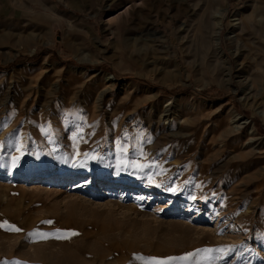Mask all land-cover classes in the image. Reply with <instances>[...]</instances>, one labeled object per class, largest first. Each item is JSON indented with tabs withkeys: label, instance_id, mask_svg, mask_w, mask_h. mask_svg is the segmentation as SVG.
Here are the masks:
<instances>
[{
	"label": "rangeland",
	"instance_id": "rangeland-1",
	"mask_svg": "<svg viewBox=\"0 0 264 264\" xmlns=\"http://www.w3.org/2000/svg\"><path fill=\"white\" fill-rule=\"evenodd\" d=\"M256 1L0 0V264H264Z\"/></svg>",
	"mask_w": 264,
	"mask_h": 264
},
{
	"label": "bare ground",
	"instance_id": "bare-ground-1",
	"mask_svg": "<svg viewBox=\"0 0 264 264\" xmlns=\"http://www.w3.org/2000/svg\"><path fill=\"white\" fill-rule=\"evenodd\" d=\"M236 20H237V18L232 19V21H236ZM241 21L244 25H246L247 23H250V28L253 29L254 31H257L259 36L264 41V2L263 1L257 0L256 3L254 5H252V7H251L250 16L244 17ZM216 25H217L218 29L215 30V32H214V35H215L214 38L216 40V45L218 47V45H219V30L221 27L220 19L217 20ZM239 25H240V22H232L231 23L232 31L230 32V35L227 36V40L229 43H234L236 41L237 34L234 32H235V29L239 27ZM223 62H224V60H223ZM106 76H108V75H106ZM164 112H168V110H165ZM51 178L49 180L53 181V182H57L58 180L61 179L59 176L58 177L56 176L52 179ZM53 182L51 184H53Z\"/></svg>",
	"mask_w": 264,
	"mask_h": 264
},
{
	"label": "snow or ice",
	"instance_id": "snow-or-ice-1",
	"mask_svg": "<svg viewBox=\"0 0 264 264\" xmlns=\"http://www.w3.org/2000/svg\"><path fill=\"white\" fill-rule=\"evenodd\" d=\"M19 159V157H13V160L14 161H16V160H18ZM45 223H51V221H46ZM200 251H209V250H207V249H202V250H197V252H200ZM212 251H214V250H212ZM188 256H191V255H193V253H189V254H187ZM185 257H180V258H178V259H184ZM170 259H172V258H170Z\"/></svg>",
	"mask_w": 264,
	"mask_h": 264
}]
</instances>
